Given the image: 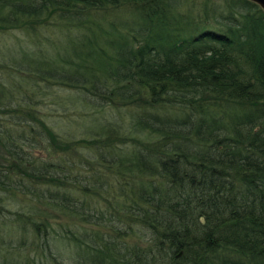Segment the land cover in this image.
I'll return each instance as SVG.
<instances>
[{"label":"trees","instance_id":"1","mask_svg":"<svg viewBox=\"0 0 264 264\" xmlns=\"http://www.w3.org/2000/svg\"><path fill=\"white\" fill-rule=\"evenodd\" d=\"M15 33L0 264H264L257 4L0 0Z\"/></svg>","mask_w":264,"mask_h":264},{"label":"rangeland","instance_id":"2","mask_svg":"<svg viewBox=\"0 0 264 264\" xmlns=\"http://www.w3.org/2000/svg\"><path fill=\"white\" fill-rule=\"evenodd\" d=\"M17 36V40L14 39V37L10 36V35H6L5 37H2V41L0 42V51L1 49H3V47L5 46L7 48V51H9L10 47H14L15 44H18V43H22V39L23 40H26L27 39V46L29 47H33V41L30 40L29 36L27 38H24V37H21V35H19V33H15ZM40 35L38 34L36 37L38 38ZM20 40V41H19ZM55 43H58L56 41H54ZM50 45V44H49ZM51 47L53 49H57V46L54 45V44H51ZM34 48V47H33ZM2 224H5V225H2ZM11 224H9V221L6 220V217L4 215V212H2L0 214V230L2 232V230H5V229H9L11 230V227L13 226H10ZM13 231H19V229L17 227H13Z\"/></svg>","mask_w":264,"mask_h":264},{"label":"water","instance_id":"3","mask_svg":"<svg viewBox=\"0 0 264 264\" xmlns=\"http://www.w3.org/2000/svg\"><path fill=\"white\" fill-rule=\"evenodd\" d=\"M250 1L257 4L261 8V10L263 11V14H264V0H250Z\"/></svg>","mask_w":264,"mask_h":264}]
</instances>
